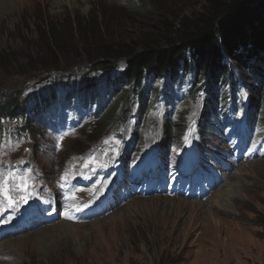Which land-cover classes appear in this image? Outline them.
<instances>
[{
  "label": "rangeland",
  "instance_id": "374dc122",
  "mask_svg": "<svg viewBox=\"0 0 264 264\" xmlns=\"http://www.w3.org/2000/svg\"><path fill=\"white\" fill-rule=\"evenodd\" d=\"M61 1L63 7L55 10L52 0H0V54L6 60L0 66V107L20 92L32 110L51 94L50 84L34 78L45 74L41 69L46 64L51 73L61 69L66 75L91 66L99 44L93 49L90 41L83 43L74 28L60 48H50L44 23L62 26L89 19L98 27L97 43L124 37L141 44L155 35L163 37L173 23L205 4ZM131 1L157 14L134 10ZM125 67L120 61L112 76ZM186 72L171 74L176 84L146 77L127 122L121 119L105 132L99 118L89 120L90 110L77 96L70 98L72 103L59 99L42 112L45 123L53 125L51 131L36 126L35 114L32 131L26 130L28 119L18 116L19 111L0 118V187L8 197L0 193V264H264V125L244 133V117L241 124H227L204 116L211 106L201 96L186 97L194 79L193 72ZM101 83L100 96L114 88ZM256 87L263 93L256 97L260 103L264 86ZM64 96L60 89L59 97ZM144 99L149 110L138 106ZM198 152L201 179L193 181L191 193L179 185L190 179L181 176L179 165L186 168L183 164ZM154 161L160 165L154 177L139 173ZM133 175H145L140 178L144 181L136 182ZM210 182L218 185L210 188ZM30 209L36 215L28 229L3 238V229L12 231L5 224L23 220ZM50 213L55 220L40 225V214ZM25 237L30 239L10 247ZM33 240L34 245H27Z\"/></svg>",
  "mask_w": 264,
  "mask_h": 264
},
{
  "label": "trees",
  "instance_id": "16d2710c",
  "mask_svg": "<svg viewBox=\"0 0 264 264\" xmlns=\"http://www.w3.org/2000/svg\"><path fill=\"white\" fill-rule=\"evenodd\" d=\"M131 4L132 9L141 10L143 14H157L148 8L137 7L133 2ZM95 27L89 19L69 20L62 26L54 22L44 23L50 48L52 44L56 45L54 49L60 48L69 32L74 34V28L83 43L90 41L93 49L99 45L97 52L93 50L96 53L91 55L94 59L87 71L81 73L76 70L66 75L60 69V73H51L52 66L46 64L41 72L47 74L35 75L34 78L50 84L54 88L51 95L56 94V86L60 85L68 89L78 86L83 93H93L98 90L99 79L104 76L106 80L110 79L108 77L118 68L120 61H124L126 67L116 87L117 97L99 117L103 132L117 127L121 119L127 122L131 101L137 97V88L146 77L172 76V73L177 74L184 68L194 73L198 88L206 93L214 106L219 102L224 104L231 96L227 90L235 85L234 77L238 75L249 93L255 95L251 96V105L256 111L259 108L263 110L258 118L264 125V99L260 103L256 101V97L263 94L256 84L264 86V0H205L201 11L173 23L169 33L161 39L155 35L141 44L120 37L102 45L96 41L98 27ZM48 51L44 56L48 55ZM5 62L4 55L0 54V66H6ZM109 82L113 84L112 80ZM44 99L47 102L49 98ZM24 102L23 95L18 92L0 107V118L14 117L18 111V116L27 118ZM140 105L144 110L146 99ZM25 128L28 131L34 129L31 120L28 119ZM260 226L264 229V223Z\"/></svg>",
  "mask_w": 264,
  "mask_h": 264
},
{
  "label": "bare ground",
  "instance_id": "6f19581e",
  "mask_svg": "<svg viewBox=\"0 0 264 264\" xmlns=\"http://www.w3.org/2000/svg\"><path fill=\"white\" fill-rule=\"evenodd\" d=\"M53 1V8L55 9V10H57V9H61L62 7H63V2L61 1V0H52ZM67 2H68V0H67ZM66 2V3H67ZM6 6V5H5ZM248 188V187H247ZM242 189V188H241ZM218 200V199H217ZM221 200V199H220ZM28 239H30L29 237L28 238H26L25 237V239L24 238H21V240H19L18 242L19 243H15V244H11L10 245V247L11 248H14L15 247V245L16 246H20V245H22V243H23V241H26V240H28ZM21 241V242H20ZM36 242H34V240L33 241H31V242H29V244H27V245H30V244H32V245H34Z\"/></svg>",
  "mask_w": 264,
  "mask_h": 264
},
{
  "label": "snow or ice",
  "instance_id": "6c2138e0",
  "mask_svg": "<svg viewBox=\"0 0 264 264\" xmlns=\"http://www.w3.org/2000/svg\"><path fill=\"white\" fill-rule=\"evenodd\" d=\"M25 190H26V182H25ZM0 193L5 194V197L8 198L7 194L5 193V191L2 187H0ZM22 199L27 200V197H23ZM10 203H11V201H10Z\"/></svg>",
  "mask_w": 264,
  "mask_h": 264
}]
</instances>
